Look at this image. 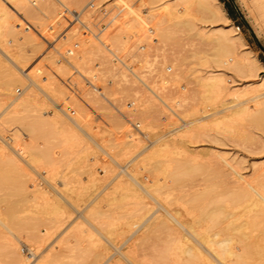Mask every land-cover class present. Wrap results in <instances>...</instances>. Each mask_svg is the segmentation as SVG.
<instances>
[{
	"label": "rangeland",
	"instance_id": "1",
	"mask_svg": "<svg viewBox=\"0 0 264 264\" xmlns=\"http://www.w3.org/2000/svg\"><path fill=\"white\" fill-rule=\"evenodd\" d=\"M84 1H85L84 2L85 3L84 4V10L85 9L90 10L93 14L95 12L96 8H93V9L87 8L86 6H87L89 1L88 0H84ZM109 1H111V0H96V4L97 5L104 4L108 8L110 6V5L108 6ZM144 1H148V0H144ZM220 1L222 2L223 7L226 9L227 14L229 15V13H228V10H229L231 15H232V16L229 15V17L231 19L230 22L231 23L233 22L232 24L238 25L239 31L241 32L242 36L244 37V39L246 41L245 48L251 49L252 50L251 53H253L256 57H258L264 64V28L258 22L256 14L249 8L248 4H249L250 0H220ZM52 2H51V6L49 8H45L44 6H43L44 10L41 8L43 12L40 9H37V11L34 12L35 14H37V12H38V14H39V15L37 14L38 17H35L38 20H36L35 18L31 19L32 17L30 18V20H28V18L26 19V17L24 16V13L22 11L17 12V14H19V13L21 14V15L20 14L17 15L20 18V20H19L20 24H17V25H15V27H13L16 30L13 29L11 31V33L14 31L12 35H11V33L5 32V34H4L5 36L2 37L4 39L1 38V41L3 42L5 40V46H7V47L10 46L9 48H12V49L16 48L15 46H17V42L19 45L21 43V46H22V47L20 46L21 48H23L25 46L24 47L25 49H23L25 51L24 55L25 56L29 55L28 56L29 58H28L27 62L25 63V65L29 66V71H30V68H32V66H33L34 71H33V69L30 71V73L33 71L31 73L33 75L39 71L38 73H40V74H38V75L35 74L34 76H36V78L39 81H41L42 84L45 85V84H47L48 81L51 82V84H52V80H53V84L52 85L50 84L51 87H49L50 85L48 84V87H46V88L49 90V89H53L52 86L55 87L53 91L49 90V92L52 95H54V97L56 95V98H58L59 101H61L60 102L61 105H64V107L69 106V107H71V111L72 110L75 111L74 110L75 106H80L82 104L81 105V109H83L82 114H81L79 107H78L77 111H79L81 116L83 118H85L84 122H87L85 124V127L89 130V132L94 134L93 136L95 137V139L100 144H102V145L104 144V146L105 145L110 146L111 143H114L115 145H117L116 142L120 141V143H121L122 139H124L126 137L132 138L133 136H135L134 133L133 134L130 133L131 131L136 132V136L134 138H132L133 141L131 140V141H129V143H127L125 145H123V144L117 145L118 147H115L113 149L114 151L111 149L113 154L116 155L115 156L116 161L111 160L107 155H105V153L102 152V150H100L99 148H97L98 146L94 142L89 141L88 138H86L80 130H78L77 128L75 130L74 129L75 126L73 124H71L70 122H68L69 125L67 126V128L68 129L70 128V132H72V134H73V132H74V134H78V133L82 134L83 136L78 134L80 139L77 138L78 136L76 137L77 139L73 138V136H72V137H70V139H69V137H67L65 139L62 138V141L64 139V142L67 139L66 142L69 141L68 143L59 142V141H61L60 138L63 136H61V137H60V135L57 136V134H55L53 131H51V134H52L51 135L49 133L50 132L49 127H48L49 132L47 135H44L43 137L38 136V138L35 139L36 138L35 135H40V134L34 133L35 135H33V134L31 135L30 133H27L26 131L28 129L26 130L24 125H26V123H28L29 120H31V119L33 120L35 118V116L38 115V113H40V111H41V113H42V111H44L45 112L44 114L50 115L54 112V109H56V107L54 104H52V101H50L43 94V92H40L39 89L34 87L32 84H30V86L32 85V88L29 87L31 90L27 89L26 93L27 94L31 93L33 96H35L34 97L35 101H37L39 99L37 101V104L36 105L35 104L29 105L27 108L26 107L25 108L20 107V110L17 112V114H18L17 117H20L21 118L20 120H22V121L19 122L18 120H16V118L13 117L15 122L10 121V120L6 121L7 123L4 122L6 119L7 120L11 119L9 117L11 115V113H9V115L8 114L6 115L7 111L10 109V106H6V105H8L10 98L12 97L11 95L13 93L14 94L21 93L23 91L22 90L23 85L21 83L20 84L15 83L16 85L14 84L13 85L14 87L12 86V90H11L12 94L7 98L3 97L5 95L2 93H4L5 90H3L4 83L2 84L1 82L2 81L4 82V80L7 79V78H5V75H6V77H8V75L4 73L5 69L3 67L0 68V71H1L0 72V103H1L0 104V116H1V119H0L1 120L0 121V146H2L4 149L3 150L2 147L0 148V214H1L0 216H1V218L3 217L2 219L5 221L7 219V216H8V214H6L7 212L5 213L6 208H8L9 213L13 214L14 212H11L14 210V209L11 210V207L14 208V205L12 203H14V202L18 203L16 206L17 210L15 209V214L19 215L17 217L19 219L24 218L25 222H28V223L30 222L31 225H33V226L36 225V223L39 221L37 223V225L34 227H35L36 231L39 230L37 234H39L41 236L40 237L41 241H39V243H38V241L35 242L33 240L34 238L33 239L28 238V236H26V232L23 230H19V232L16 233V234H18V236L20 235L19 237L22 238V240H24L26 242L29 240L27 243H29V244L31 243V246L36 245L35 247L33 246L34 247L33 253H30L28 248H27L28 252H25L24 251L25 249H23L25 246H22L21 250L23 251V253H25L27 255V260L23 264H33L36 262L37 259L40 258V255H41V257H43L44 254H46L47 252L51 253L54 251H55V253L52 254V257L55 260V261H53V264H59V263L60 264H71L72 262L74 264L75 260L74 261L72 260L73 255L76 253L75 256H77V255H79V253L78 252H72L70 250H71V248H75V247L79 248V249H77V251L82 248L81 250H83L85 252L83 254L82 259H80L81 264H104V263L105 264H121V262L120 263L118 262L120 259L122 261V264H132V263L133 264H136V263L137 264H163V263H165V264H185L184 258H186V260H187V258H188L187 254H183V253L179 254V252L170 251L171 253L169 252L168 253L169 255L167 254L166 257H167V259L171 258V260L170 259L166 260V257L164 258L165 260L160 259V258H157V256H156L157 251L161 247H163L165 245V243L166 244L170 243V242H168L170 239L172 240V238H170V237H176V236H178V234L179 235L186 234V233H184L186 230L183 231L181 228H180V230L177 228V231H175V233L169 229L167 230L168 232L166 231V233H164L167 228H164L165 229L164 231L162 230L161 219L165 217L166 218L165 221H167L168 215H166V212L162 211L163 210L162 208L165 209L167 207H168V211L169 212L171 211L170 212L171 214L176 215V216L178 215L179 219L183 220V222L185 220H187L184 222L185 226L187 228H188V226H187L188 224L191 225L194 222L192 227L189 225L190 229L186 228L187 230H191L192 228L197 227V229L199 231H204L203 227H205V224L208 223V224H206L205 230H207L209 232L210 229L208 227H211L212 232H213V228L215 230L216 226L219 225L221 227V229H223L224 227L229 228V229H224V231L227 230L225 232H228L231 236H237L238 239H239V237L241 239L243 238L245 240V242L248 241L251 243L261 244L262 246H261L260 251H258L259 252L258 254L256 253L257 251L254 252V250H253L250 253H248L245 257H246V261L248 264H254V262H255V264H258V263L264 264V252H263L264 250H262V248L264 246V238H263L264 236H262L264 234H262V233H264V232L259 234L262 236V237L260 236L261 239L258 235L257 236L255 235L256 233L258 234L259 231L260 232L262 230L264 231V221H261L260 223H258L261 225H258L257 223H255V225H253L254 226L253 229H252L253 226L246 227L247 229L245 228L243 230V234H240L239 230H237V229L235 230L234 227L232 228L231 226H234L236 223H240V221L244 222V220H242V219L246 218L245 214L248 212L247 211L248 209L247 208L245 209V207L243 208V206H236L233 208L234 212H236V214L238 215V214L243 213V212H241V210L242 211L246 210V213L245 212H244L245 214L243 213V216H245V217H243L241 215L242 217L240 216V218H238L239 222L236 220L237 222L235 221L236 223L233 222V224L227 222V220L229 221V220L233 219L232 217H229L228 219L225 218L227 223L224 222L225 219L223 217V218L218 220L219 224H218V221H215V222H217L218 225L216 224V226H215V223L214 224L212 223V225H214V227H212V226H210L211 224L209 225V222H211L209 220V218H210L209 216H208L209 218L206 216L208 218V220L206 219V217H201V218H200V216L195 217L196 215L199 214L198 209H200V208L194 207L195 205H193L189 201L190 197H188V196H191V195H189V192L196 191L199 189H203V187L205 188V186L209 182L219 181V179H220L219 177H217L215 179L212 178V181H210L211 179L208 180L209 182L206 180V179H209V177L211 178L212 176L216 177L217 174L214 172V170H216V169H214L216 167V165L220 164V167H218L219 165L217 166L218 168L216 167L220 171L223 168L225 169V170L223 169L221 171L222 174L224 172L226 173V172L230 171V173H228L226 175L227 177H230L233 174V172L231 173L230 167L228 165L227 166L229 168L227 166H224L225 163L223 161V158L225 156H226L225 158L227 160L233 162V164L235 163L234 164L235 167L238 168L237 169L238 171H241L240 173L244 177L246 176V178L251 179V180H256V181L258 179L261 180L264 177V96H260L256 99H252V100L249 99L252 96L258 95L260 93H264V87H262V86L260 87L258 85V83L260 81L259 77L264 75V68L262 67V68L258 69V71H257L258 76L257 75L251 76V75L245 74V72L239 71L233 64H231V60H230V63L225 62L226 59H231L233 57L232 54H225V55L222 54V56L221 55L220 56H221V59H223V60L222 61L217 60V58L214 56V52H216V50H215L216 44L214 43L215 41L212 40V37H214V35L216 36V34H215L216 32H214V29H216L215 27L218 24L216 22L213 23V21H211V20H207L209 15H206L204 13V14H202L204 16H202L200 13H198L196 11H193V14L191 15L192 17L190 18L191 21L195 23V26L197 28L198 27L201 29L203 28L202 30H208L209 29L211 31V37L210 38L203 40L194 34H191L193 36L189 37V35L183 36L184 34L182 35L181 33H179L173 39H168L166 42L164 41L163 45L158 46V45L152 44L151 46H149V45H147L146 41H144L145 35L147 34L145 29L149 25L153 26L155 24L156 18H155V15L153 16L154 11H152V13H151L150 10L148 11V8L145 9L142 7L140 10V13H141L140 15H142V17H143L141 19L143 22H141V23L145 22V24H143V25L141 24L142 25L141 27H143V28H141V27L138 28L135 31L136 32L135 35H134V32L131 33L132 36H129V38H131V39L127 38V41H126L124 47L120 50V53H125V54L131 53L136 49L137 43H144L146 46H145L144 51L140 53V61H141L142 67L147 66V67L153 68L152 72L154 74H153V76L151 75L149 79L150 80L153 79L155 81L150 82V85L151 84H157L158 86H160L159 84L162 81V77L165 76L166 78H168L169 81L167 83L163 84V88H164L163 94L165 93V95L167 97L171 96L170 94H173L172 92H175V95H176L180 91H184L185 89H189L188 93H189L190 99L188 102L184 103V105L183 104L173 105L174 107H176V108H174L172 106L173 103L170 102V104L172 103L171 106L174 108V110L178 109L179 112L177 110H175L176 112H178L179 114H180V112H181V114L182 113L184 114V112L188 109L189 111L192 112L191 115L189 116L190 118H192L194 115L197 116L199 114L204 115V114L211 113V115L205 117L202 120V124H203V126H201V128L203 127L202 131H199L200 128H198V129L196 128L197 131L194 132L193 130H191V129H193V125L180 126V128H179L178 125L181 123V121H180V119H178V116H176V115L174 116L175 113L172 112L170 109H169L170 110L169 111L168 108L166 107V105L162 101L160 102L159 100H157V98L153 94H151V92H149L143 86L138 85L134 80L131 81V79L127 75H126L127 76L126 79L129 82L125 81V83H127V84L130 83L131 86H130V84L128 86L124 84L126 86L125 87L123 85L124 78L122 76L121 71H119V69H117L116 65H115L116 67H114V65L111 64L110 53L106 49H104V47L101 44H99V42L96 39L93 40L94 38H92L89 34L83 32L81 29H79L78 25L72 21V18L66 12L62 13L61 12L62 9H61L59 4L55 3V1L52 4ZM72 2H73V0H72ZM70 3H69V5H70ZM61 5L63 6V4H61ZM70 6L73 9L78 8V7H74V5H72V4ZM46 9H47V11H46V13H44ZM112 10H113L112 12H114L115 8H112ZM13 12H15V11H13ZM79 12H82V11H79ZM148 12H150L151 14ZM127 13H128V11H121V12L119 11V12H116L112 15L110 14L109 15V17H110L109 22L107 24H112V22H113L114 25H116V24L119 26L127 25L125 20H126V18H129V15H130ZM145 14L147 17L145 16ZM149 17H151V18L149 19ZM203 17L204 18L206 17L205 18L206 20L202 19ZM33 20H35V21L32 22ZM25 21H27V22H25ZM117 25H116V27H117ZM111 26H110V28H111ZM7 27L8 26H6V28ZM153 27H155V26H153ZM142 30H144V31H142ZM109 31H111V29H109ZM109 31H107V32H109ZM212 32H214V33H212ZM31 35L33 37L30 39L29 37ZM133 36H135V37H133ZM136 36H138V37L136 38ZM88 38L90 40L92 38V40H93L92 44H91L90 40L88 41ZM27 41H29V43ZM36 43H38V45ZM35 44L38 47H36ZM95 44L97 46H99L100 48H103L101 51H99V53L97 51V46H95ZM35 48H37V49L35 50ZM91 48H93V49H91ZM82 50L84 51V53H82ZM88 50H90V51L93 50V51H91V54H93V55L88 54V52H89ZM86 51H88V52L85 53ZM67 52H68V54H67ZM194 52L196 54H193ZM22 54H23V51H22ZM74 55L76 58L74 57ZM0 56H1V54H0ZM71 56H72V59L74 58L75 60H77L76 64L80 65L79 67H81V70L79 69V71H78L76 64L72 65L71 62H74V59L71 60ZM185 57L187 59L188 68H191V70L195 69V71L193 74L190 75L188 80H185L186 78L180 79V81L177 83L176 80L171 79L170 74L175 72L176 70H178L180 67H182V68L186 67L184 64L179 66L180 65L179 62L181 61L182 58H185ZM1 58H2V60L4 59L1 62V64L6 63V64H4V66L5 65H11L10 63H7V60L5 58H3V56ZM68 60L71 62H69ZM65 61H68L69 64L71 65V67L66 66L67 67V68L65 67L66 70L65 69L63 70L61 68V71H60V67H63V65H65ZM107 61H108V63H107ZM28 63H29V65H28ZM178 63H179V65L177 66ZM58 64H59V66H58ZM167 65L171 66L170 71L165 70V67ZM75 66H76V68H75ZM182 68H180V69H182ZM1 69H3L4 71ZM35 69H36V72H35ZM207 69H212L216 73L221 75V78H222L221 85L223 87V92L221 95H219L220 97H218V98H214L215 94L210 93V95H208V97H207L208 101H207V98H205L204 100L202 99V101H201V97L198 96L199 95L198 92L200 90V85L196 82V78L194 77L195 76L194 74L201 73L202 71L207 70ZM94 74L97 76L93 77ZM82 75L86 76L88 78H90V76H91L90 79L95 83V85L98 88H100L102 90V91L101 90L100 91L103 93L105 92V94H104L105 97L103 94L101 95L100 92L97 91L98 89L95 90L94 88H91L90 86H88L85 83ZM40 78H41V80H40ZM110 81H112V82H110ZM23 82H24L23 84H25L27 82L29 83V80H27L26 78H23ZM184 82H186V83H184ZM60 87H63L64 90H63V88H61L62 90L59 89ZM128 87H132V88H130V90H129ZM183 87H185V88H183ZM6 88H7V85L5 84V89ZM143 89H144V92H143ZM34 90L36 91V93L38 95H36ZM178 90H179V92L177 93ZM64 95H65V97H64ZM235 96H237V97H235ZM147 97H149V100H151V101H150V103L147 104V106H145L146 103L143 102L142 100H145V101H146V99L148 100ZM221 97L224 99H227V100H229L231 98H235L233 102H237L238 103L237 106L240 109L239 114L237 113L238 115L233 117L234 120H232V121H234V122L230 126H225L222 122H220V124H218V122L221 121L222 119L217 120V124L213 120V118L217 115V114L215 115L213 113V111H215L216 108H222L223 107L221 105V101L219 100V98H221ZM56 98H54V99L57 100ZM76 99L78 100V104L77 103L75 104V102L77 101ZM130 99H134L136 101V104H135L136 107H134V108L129 107L128 102L130 101ZM71 100H76V101L73 102ZM141 102H143V104ZM203 102L204 103L206 102L207 103L206 105H208V106L204 105ZM154 103H156L157 105L156 104L154 105ZM3 104H5V105H3ZM186 104L188 107L186 106ZM203 105L206 106L204 113L199 110L200 107L202 109H204ZM144 106H145V108H147V111L150 112V116H152L150 119L145 118L147 111H144V109H145ZM116 107H118L120 110H122L124 112V114H126L127 116H129L131 113L132 116L130 115L129 117L132 119V121H134V123H136L137 121L140 122V124H137L138 125V131L135 128H133V126H131L129 124L130 122H128L127 118H125L123 116V114H121L119 111L116 110ZM24 109H26V110H24ZM36 109H38V111ZM130 109H133V110L131 111ZM4 110H5L6 119L2 117V115H4V113H2V111L4 112ZM194 110L196 111L195 112L196 114L193 113ZM25 114H27V116H25ZM218 114H220V113H218ZM82 117H81V119H82ZM13 119H11V120H13ZM174 119H177V120H174ZM2 120H3V122H2ZM120 121L124 124H120V123L116 124V122H120ZM11 122H12V124H13V122L18 123V124L12 125ZM22 122H25V123H22ZM9 125H10V127H9ZM16 127H18V128H16ZM21 127H23V128H21ZM29 127L30 126H28L26 128H29ZM176 127H177V129H176ZM198 127H200V126H198ZM173 128H175V129L172 130ZM21 129H22V131H21ZM46 130H47V128H46ZM2 131H4V132H2ZM125 131H127L128 134ZM75 132H77V133H75ZM12 133H14V134H12ZM15 133L16 134L18 133L17 140H18V143L21 145L20 146L21 150H23L25 147L29 148L31 146V142L29 140L32 138L31 136H34V138L31 139L33 146H36V147L40 146L39 148L43 149V151L46 152L45 157L43 156L44 159L43 158H40V159L37 158L38 162H39V160H40V162L39 163L37 162L38 164L37 163L34 164L37 167L36 168L37 173H36V171L33 170L32 166H29L30 164H32V162H30L29 157L27 158L28 155L25 152H24L25 155H27L26 158L30 162V164H29V162H27L29 165L27 163H25L26 160L24 159L25 157H23V155H21L22 156L21 157L20 154L18 155V153H15L14 151L11 150V148H9L7 146V144H8L7 142H9L10 144H11V142L13 143V141L9 140V137L7 138V136H8L7 134L13 135L12 137L15 138L14 137L16 135ZM129 133H130V135H129ZM171 134H172V136L175 137V141L176 140L177 141L175 143H172L173 144L172 146L170 144L167 146V150L169 148V152L166 150V147H165L164 149L166 151L164 149H162L163 153H161L162 151L160 152L161 154H163V156L162 155L159 156L160 155L159 154L156 157H152V158L147 157V159L150 158L152 160V161L149 160V162L151 161V165H152V163H154V161L156 160L155 158H158V160H160V162L162 164L166 161L165 164H163V165L167 164L168 168L171 164V166H170V168H171L172 165L176 164L177 162L183 161L182 158L185 157L186 153L188 152V148L190 147V149H191V147H192V150H194V152L192 153V156L195 158V160L199 164H201L202 167L207 166V169H205L206 172L201 171L203 173L202 174L199 171L200 175L195 176L197 180L199 179V181H200V179H201L202 181H200L199 183H198V181L195 182L196 181L195 178L191 180L192 183L190 180H185V181L181 180L179 183L176 182L178 184L174 183L175 186H171L169 188H163V192L161 191L162 193H160L158 196V198L159 197H161V198H159V199L157 198L158 199L157 202H156V200L150 198V196L146 195L142 190H137L138 192H135L131 189L124 190L123 193L125 194V199L123 198L124 200H122V199H120V200L124 201L125 203L124 202L121 203L119 198L122 197V195H124V194H122V190L119 189L121 187L119 184L120 183L119 180H123V182L128 183L129 181L126 182V180H128V177H130L131 173L132 174L134 173L133 175H135V177L137 178V181L141 180L140 183H143V184H145L144 182L147 183V181H148V183L150 181L152 182L156 178H159V181H164L163 177H161L162 175L158 174L155 177V175H156L155 173H153L151 171H147V169L150 168L151 165L149 163L150 167L149 166L147 167L148 164H146V161H148V160L145 159L146 157L145 158L141 157L144 155L146 150H145V152H142L140 154H138V153L146 145H148L151 141H153L155 138H157L159 136H161V137L163 136L162 138H166V137H170ZM131 135H133V136H131ZM187 136H188V139H186ZM180 137L185 140V143L187 141L186 145L184 143V140H182ZM70 141L72 144L70 143ZM21 142H22V144H21ZM74 142H77V143H74ZM85 142H87V143H85ZM59 143H61V144H59ZM23 145L25 147H22ZM83 145H84V147H83ZM33 146H32V148L36 149V147H33ZM38 147H37V149H39ZM105 147L110 151V149L107 146H105ZM186 147H188V148L186 149ZM45 149H48V150H45ZM204 150H205V152H204ZM86 151H87V153H86ZM182 151H184V152L182 153ZM178 152H179V154H178ZM206 152H207V154H206ZM216 152H218V153H216ZM12 155H13V157H11ZM46 156H47V158H46ZM217 156H219V157L216 159ZM133 158H134V160H133ZM210 158H212V159L210 160ZM23 159L25 160V162ZM136 159H138V160H136ZM143 159L145 160V163H144ZM47 162H48V164H51L52 169L50 168V170L51 171L53 170V172H51L49 170L48 166H46ZM137 162H138V164H137ZM213 162H214V164H213ZM142 163L146 164L147 169L145 168L144 165H143L144 169L142 168ZM256 163H258V164H256ZM11 164H14V165H11ZM18 164H20V165H18ZM53 164H55V167L53 166ZM221 165L223 168L221 167ZM49 167H50V165H49ZM91 167H93V168H91ZM108 167H109V170L107 169ZM210 168H211V170H209ZM145 169H146V171H145ZM200 169L204 170L203 168H200ZM44 170H46V171H44ZM227 170H229V171H227ZM38 171L41 174H38ZM91 172H93V173L91 174ZM118 172H119V175H118ZM127 172L128 173L130 172V173L128 174ZM209 172L211 173L209 176L203 177L205 175H208ZM125 173H127L129 176ZM213 173H215V174H213ZM142 174H144V175L142 176ZM258 174L259 175L261 174V175L259 176ZM92 176H94V177H92ZM42 177L44 179L46 178L48 180L44 181L42 179ZM222 177H223V175H222ZM255 177H257V178L255 179ZM65 180H66L65 183L67 186L65 185V183H62ZM144 180H146V181H144ZM260 180H258V181H260ZM182 181H183V183H182ZM92 183L94 184V186ZM166 183H170V181H168ZM195 183H197V184H195ZM20 184L21 185L23 184V185L21 186ZM183 184H185V185H183ZM26 185H27V187L24 190V192H22V194L18 193V191H15V190H17L16 188L25 187ZM47 185H49V186H47ZM117 186H120V187H117ZM190 186L192 187L191 189H189ZM37 188L41 191H42V189H44L46 191L45 193L43 192L45 194V196H47L49 194V197L50 196L53 197V195L55 194L54 196L56 199H54V201L52 200L51 197H50L51 199L49 198L48 200L53 201L51 205L55 206L56 208L63 205L62 207H59V208L61 210H63L62 208H64V213H63V211L62 212L59 211L58 215H57L56 212L59 209L56 210L55 207L51 206V208L52 207L55 208V210L53 212L52 211L53 208H52V210L50 207L48 208L49 203H50V202L47 203V200H46L48 196L47 197L43 196V197H45L46 201L44 199H42L43 201H41L40 197H39V199H40L39 200L37 196H39V194H41V193H39V194L37 193V192H39V190ZM55 188L57 189V192H56ZM180 188H183L184 190H182V189L180 190ZM197 188H199V189H197ZM61 189H63L62 191H65L64 192L65 196L62 194L63 192H60ZM116 189L120 190L121 195H119V193H118L119 191ZM186 189H188V190H186ZM69 190L72 193L74 192V194H75V195L73 194L72 199H71V195H68V194H70ZM114 190L117 192H115ZM220 190H221V187H218V189L216 191H220ZM67 191H68V193H67ZM169 192H171V194H168ZM185 192L187 193V195H184ZM13 193H15V196H13L14 195ZM34 193L38 194V195L36 194L37 200L34 199V201L36 200V202L38 201L40 203H38V202H37V204H36V202L34 203L32 197H31L33 194V198H34ZM59 193L62 194L61 196H64L63 199L66 198L65 200H67V201L62 200L61 196H60L61 198H59V196H58V195H60ZM137 193H140V195H141V200L139 199L140 203H139V200L137 198ZM115 194H118V195H115ZM190 194H194V193L191 192ZM67 195L70 197V200L73 202L70 203V201L68 199L69 197ZM96 196H98L100 198H98ZM117 198H118V200H117ZM178 198L180 200H178ZM186 198H189L188 201L186 200ZM60 199L62 202L65 201L64 204L61 203ZM55 201H57L56 205L54 203ZM95 201H96V203H95ZM159 201H161V202H159ZM90 202H91V204H90L91 207L95 206L97 210L100 209V211H102V214H97V217L101 218V219H99V218L98 219L100 220V222L102 220L103 226H102V224L100 225L98 222H96V221L94 222V220H93V225L95 224L94 228L95 229L99 228L98 229L99 231L96 229L99 233H97V231L93 228L91 223H90L91 224L90 225L87 220L85 221L84 218L79 216V214H78V211L79 210H85L84 208ZM137 202H138V204H136ZM169 203L171 204V206L169 205ZM190 203H191V205H188ZM205 203H204V206H205L206 210H209L214 206V205H212V206L208 207L209 202L207 201V204H205ZM40 204L41 205L43 204V205L41 206ZM58 204H62V205L58 206ZM97 204H99V205L96 206ZM176 204H177V206H176ZM39 205L41 207H39ZM74 205L77 208H74ZM102 205H104V206H102ZM161 205H164V206H162L160 208ZM152 206L154 207V210H153ZM192 206L194 208H192ZM9 207H10V210H9ZM65 207L68 211L65 210ZM91 207L88 205L87 208L90 209ZM144 207H146V209H147V207H149L148 208L149 210L147 209V212H146V209ZM87 208L85 210L86 212H87ZM195 208H198V209H195ZM74 209H76V210H74ZM185 209H186V211H185ZM190 209H192V210H190ZM193 209L198 210V211H196V213L197 212L198 213L196 214L195 211H193ZM165 210H167V209H165ZM106 211H107V213H105ZM68 212H69V214H67ZM27 213H29V214H27ZM154 213L156 216L154 215ZM66 214L68 215V217ZM106 214H109V215H106ZM151 214L154 215V217ZM157 214L161 215V216L158 215L159 219L157 217ZM59 215H60V217H58ZM100 215H102V216L106 215V216L102 217ZM149 215L152 216L151 217L152 220H151ZM191 215H192V217H191ZM21 216H24V217L21 218ZM188 216H189V218H188ZM139 218H141L142 220ZM192 218H194V219L192 220ZM75 219H78V220H75ZM155 219H157V220H155ZM189 219L191 222H189ZM223 219H224V221H221ZM103 220L105 222H103ZM140 220H141V222H140L141 224L138 223ZM168 220L170 223H173V222H171V220L169 218H168ZM128 221L131 223H129ZM153 221L155 224L153 223ZM156 221H159L161 223H158ZM165 221H163V222H165ZM195 221H197V222H195ZM220 221L223 222L222 223L223 225L221 224ZM186 222H188V223H186ZM212 222H214V221L212 220ZM1 224L2 223H0V248H1L0 249V264H7L8 263L7 260H9V257L7 254L8 248H7V245L5 246V244H6L7 240H9L10 235L12 237L11 239H15V238H13V235L8 233L6 227L1 225ZM152 224L154 226L156 224H160L161 227L159 226V228L156 229L155 227H153ZM202 225H204V226H202ZM207 225H209V226H207ZM221 225L222 226L226 225V226L222 227ZM132 226H134V227L136 226L137 228H139V230L136 227H135L136 228V230H135V228ZM255 226H258L259 228L255 227ZM218 227L216 229L217 231H218ZM220 227H219V229H220ZM69 228H71V229H69ZM194 229L197 230L196 228H194ZM143 230H146V231H143ZM254 230H257V231H254ZM84 231H86V232H84ZM169 231H171L172 233ZM224 231L222 230L223 233H224ZM248 231H249V233L251 231V233L249 235H245V234H248ZM177 232H179V233L177 235H174ZM233 233H234V235H232ZM163 234H167V235H164L166 237V239H165V237L163 238ZM150 235L153 236V240L154 239L156 240V238H157L158 242L155 240L151 241L152 238ZM251 235H254V237ZM54 237H56V238H54ZM82 237H83V239H82ZM251 237H253L254 239L253 238L251 239ZM255 237H256V240H255ZM105 238H107V239H105ZM234 239H235V237H234ZM238 239H235V242L237 244H238ZM257 239H260L259 241L260 242L262 241V243L255 242V241H258ZM15 241H16V239H15ZM114 241L115 242L118 241V242L116 244H114L115 243ZM152 242H153V244H155V243L157 244V245H152L153 247L157 246L156 248L154 247V249H153V247H151L153 249L152 251L155 252V254L153 252V255H151L152 251L150 248ZM35 243H37V244H35ZM77 243H78V245L75 246ZM79 243H82V244H79ZM83 243H84V245H83ZM39 244L41 247L39 246ZM18 246H19V244H18ZM38 246H39V248H38ZM127 246H129V247H127ZM134 247H135V249H134ZM5 248H6V251H5ZM118 248H121V249L119 250ZM123 248L125 251L123 250ZM49 250L50 251L53 250V251L49 252ZM59 250L61 253H60V256L58 259ZM121 250H123L124 252L127 251L126 252L127 255L126 254L124 255V252ZM118 251L123 252V254L118 255L119 254ZM113 252H116V254L115 253L113 254ZM54 254L57 255V259H56V255H54ZM105 254H107V255H105ZM94 255H96L97 257ZM154 255H155V257H153ZM174 255H176V256H174ZM179 255H180V257H178ZM206 255H208V254H206ZM118 256H121V257H118ZM173 256L177 257L178 259L180 258V259L178 260L176 258L177 259L176 260L173 258ZM181 256L183 258H181ZM153 258H155V260ZM198 258H200V257H196V259H198ZM227 258L228 257H226V259ZM94 259H96V260H94ZM106 259L108 261H106ZM115 259H116V261H115ZM117 259H119V260L117 261ZM182 259L184 262L181 261ZM189 259L190 258H188V260H187L188 262L190 261ZM138 260L140 261V263ZM163 260H164V262H163ZM201 260L204 261V259H202V257L199 260H197L198 264H202L199 262ZM153 261H156V263H154ZM191 261H194V263L191 262L193 264H195L197 262V261H195V259H192ZM203 261H201V262H203ZM188 262H187V264H191L190 262L189 263ZM216 262L212 261L213 264H217ZM205 264H208V262H205Z\"/></svg>",
	"mask_w": 264,
	"mask_h": 264
},
{
	"label": "bare ground",
	"instance_id": "2",
	"mask_svg": "<svg viewBox=\"0 0 264 264\" xmlns=\"http://www.w3.org/2000/svg\"><path fill=\"white\" fill-rule=\"evenodd\" d=\"M53 2L55 1V3H57L58 4V2H59V4L61 3V4H63V8H65V9H67L69 12H71L72 10H73V8L70 6L71 4L72 5H74V7H78V8H76L75 10L76 11H82V12H79L78 11V13L76 14V18L77 19H82L83 20V18H85V17H88V16H90V15H92V12L90 11V10H87V9H85L84 10V0H73V2H72V0L70 1H68V0H52ZM51 0H0V54H1V56H0V68L1 67H3L4 69H5V74H7L8 75V77H6V75H5V78H7V79H3L4 80V82L2 81L1 83L3 84L4 83V88H3V90H5L4 91V93H2V94H4L5 96H3V97H9L12 93H11V90H12V86L15 84V83H21L22 85H23V91L21 92V93H19V94H12L11 96V98H10V101H9V103H8V105H6V106H10V109L7 111V113H6V115L8 114L9 115V113H11V115L9 116L11 119H13V117L14 118H16V120H18L19 122L20 121H22V120H20L21 118L20 117H17L18 116V114H17V112L20 110V107H23V108H27L29 105H36L37 104V101L39 100H37V101H35V99H34V97L35 96H33L31 93L30 94H27L26 93V90L28 89H30V88H32V85L34 86V87H36L37 89H39V91L40 92H43V94L50 100V101H52V104H54L55 105V107H56V109H54V112L52 113V114H50V115H47V114H44L45 112L44 111H42V113H41V111H40V113H38V115H36L35 116V118L32 120H29V124L28 123H26V125H24V127H25V129L27 130L26 132L27 133H30L31 135L33 134V135H35L34 133H36V134H40V135H35V139H37L38 138V136L39 137H43L44 135H47L48 134V132H49V130H48V127L50 128V134H51V131H53L55 134H57V136L58 135H60V137L61 136H63V137H61L60 139H61V141H59V142H64V139L65 138H67V137H69V139H70V137H72L73 136V138H76L77 136H78V134H80V133H78V134H74V132H73V134H72V132H70V128L68 129L67 128V126L69 125V123L68 122H70L71 124H73L74 126H75V130H76V128L78 129V130H80L83 134H84V136L86 137V138H88V140L89 141H92V142H94L97 146V148H99L100 150H102V152H104L105 153V155H107L111 160H113V161H116V158H115V156L116 155H114L113 154V152L111 151V149L113 150L115 147H118L117 145H121V144H123V145H125V144H127V143H129V141H133V139L132 138H134L135 136H136V132H133V131H131L130 133H134L135 134V136H133V135H131V136H133L132 138L131 137H126V138H124V139H122L121 140V143H120V141L119 142H116L117 143V145H115L114 143H111V145L109 146V145H105V146H107L109 149H110V151L104 146V144L102 145V144H100L96 139H95V137L93 136L94 134L93 133H91V132H89V130L85 127V124L87 123V122H84V119L85 118H83L82 116H81V114H82V111H83V109H81V105L80 106H75V111H71V107H69V106H67V107H64V105H61V101H59V99L58 98H56V95H55V97H54V95H52L50 92H49V90H54V88L55 87H53L52 86V88L53 89H47L46 87H48V84L50 85L51 84V82H47V84H42L41 83V81H39L37 78H36V76H34L35 74H40V73H38V72H36V69H35V74L33 75V74H31L33 71H34V68H33V66H32V68H30V71L33 69V71L30 73V71H29V66H27V65H25V63L27 62V60H28V56L29 55H27V56H25L24 54V50L23 49H25L24 47L23 48H21L22 46H21V43H20V45L18 44V42H17V46H15L16 48L14 49H12V48H9V47H7V46H5V40L2 42L1 41V38L3 37V36H5L4 34H5V32H8V33H11V31L13 30V29H15V28H13V27H15V25H17V24H20V18L17 16V15H19V14H17V12H19V11H22L23 13H24V16L26 17V19L28 18V20H30V18L31 19H34L35 17H38V12H37V14H35L34 12L35 11H37V9H40L41 11H42V9L44 10V7L45 8H49L50 6H51V2H52ZM68 1V2H67ZM53 2H52V4H53ZM71 2V3H70ZM69 3H70V5H69ZM40 4V5H39ZM110 5V6H109ZM44 6V7H43ZM108 8H115V9H117V10H114V12L112 13V14H114V13H116V12H121V11H128V13L127 14H130L129 15V18H126V20H125V22H126V24L127 25H125V26H119V25H117V27H116V25H114L113 24V22H112V24H106L107 25V27L105 28V30L103 31V33L101 34V36H96V40L99 42V44H101L103 47H104V49H106L109 53H110V55H111V57H110V61H111V64H113L114 65V67H116L117 65H116V62L114 61V59H113V56L114 55H118L119 53H120V50L124 47V45H125V43H126V41H127V38H129V36H132L131 35V33L132 32H134V35H135V31L138 29V28H140L143 24H145V22L144 23H141V22H143L141 19L143 18L142 17V15H140L141 13H140V10H141V8L143 7V8H148V11L150 10L151 11V13H152V11H154L153 12V16L155 15V18H156V21H155V24L153 25V26H155V27H153V26H151V27H153V29H154V33L152 34V35H149V34H146L145 35V40L144 41H146V43H147V45H149V46H151L152 44L153 45H163V42L165 41H167L168 39H173L174 37H176V35L177 34H179V33H181L183 36H185V35H189V37L190 36H193V35H191V34H194V35H196L197 37H199L200 39H207V38H210L211 37V31L209 30H202L201 28H197L196 26H195V23L194 22H192L191 21V15L193 14V11H196V12H198V13H200L201 15L202 14H206V15H209V17L207 18V20H211V21H213V23L214 22H216L218 25V27L216 26L215 28L216 29H214V32H216L215 34H216V36L214 35V37H212V40L213 41H215L214 43L216 44L215 45V50H216V52H214V56L217 58V60H219V61H222L223 59H221V56H222V54H232L233 55V57L231 58V59H226L225 60V62L226 63H230V60H231V64H233L239 71H242V72H245V74H247V75H251V76H258V69L259 68H264V64H263V62L258 58V57H256L253 53H251L252 52V50L251 49H246L245 48V44H246V41H245V39H244V37L242 36V34H241V32L239 31V27H238V25H236V24H232L231 22H230V17H229V15L227 14V11H226V9L223 7V5H222V2L220 1V0H148V1H144V0H111V1H109V3H108ZM248 6H249V8L256 14V16H257V19H258V22L260 23V25H262V27L264 28V0H250L249 1V4H248ZM105 7L107 8V6L105 5ZM42 8V9H41ZM54 8V7H53ZM14 9V10H13ZM39 10V11H40ZM13 11H15V12H13ZM46 11H47V9L45 10V12L44 13H46ZM147 11V10H146ZM43 12V11H42ZM43 13V14H44ZM72 13V12H71ZM82 13V14H81ZM148 13H150V12H148ZM150 13V14H151ZM111 14V15H112ZM21 15V14H20ZM35 15V16H34ZM37 15V16H36ZM34 16V17H33ZM145 16H146V14H145ZM152 16V15H151ZM202 16H204V15H202ZM23 17V16H22ZM75 17V16H74ZM147 17V16H146ZM151 17H149V19H150ZM206 18V17H205ZM204 17L202 18V19H205ZM210 18V19H209ZM22 19V18H21ZM36 20H38L37 18H35ZM153 19V18H152ZM206 20V19H205ZM35 20H33L32 22H34ZM145 21V20H144ZM25 22H27V21H25ZM37 22V21H36ZM229 22V23H228ZM142 24V25H141ZM112 25V26H111ZM6 26H8L7 28H6ZM110 26H111V28H110ZM145 26V25H144ZM116 27V28H115ZM141 28H143V27H141ZM77 29V28H76ZM109 29H111V31H109ZM16 30V29H15ZM216 30V31H215ZM107 31H109V32H107ZM142 31H144V30H142ZM14 32V31H13ZM13 32L11 33V35L13 34ZM210 32V33H209ZM214 32H212V33H214ZM142 33V32H141ZM145 33V32H144ZM29 34V33H28ZM143 34V33H142ZM70 35V34H69ZM68 35V36H69ZM144 35V34H143ZM29 37V36H28ZM33 36L31 35L29 38L31 39ZM133 37H135V36H133ZM138 36H136V38H137ZM93 38V37H92ZM92 38H91V40L88 38V41L90 40V42H91V44H92V41L93 40H95V38L92 40ZM186 38V37H185ZM2 39H4V38H2ZM129 39H131V38H129ZM30 41V40H29ZM29 41H27L28 43H29ZM7 42V41H6ZM24 42V41H23ZM33 42V41H32ZM12 43V42H11ZM132 43V42H131ZM130 43V44H131ZM37 45H38V43H36ZM35 44V45H36ZM9 45V44H8ZM36 45V47H38ZM21 46V47H20ZM30 46V45H29ZM95 46H97L96 44H95ZM128 46V45H127ZM56 47V46H55ZM156 47V46H155ZM85 48V47H84ZM30 49V48H29ZM37 48H35V50H36ZM67 49V48H66ZM91 49H93V48H91ZM103 48H100L99 46H97V51H98V53H99V51H101ZM158 49V48H157ZM161 49V48H160ZM23 51V54H22V51ZM28 50V49H27ZM26 50V51H27ZM40 50V49H39ZM70 51V50H69ZM72 51V50H71ZM89 51V52H88ZM88 51H86L85 53H87L88 52V54H91V51H93V50H88ZM96 51V50H95ZM124 51V50H123ZM162 51V50H161ZM70 53V52H69ZM82 53H84V51L82 50ZM94 53V52H93ZM97 53V54H98ZM67 54H68V52H67ZM121 54H125V53H121ZM193 54H196L195 52L193 53ZM82 55V54H81ZM91 55H93V54H91ZM96 55V54H95ZM221 55V56H220ZM3 56V58H5L6 60H7V63H10L11 65H5L4 66V64H6V63H2L1 64V62L4 60H2V57ZM106 56V55H105ZM66 57V56H65ZM74 57H75V55H74ZM67 58V57H66ZM70 58V57H69ZM76 58V57H75ZM74 59V58H73ZM72 59V56H71V60H73ZM31 60V59H30ZM82 60V59H81ZM91 60V59H90ZM69 61V60H68ZM65 61V65H63V67H60V71H61V68L64 70L65 69V67L66 66H70L71 67V65L69 64V62H71V61ZM100 61V60H99ZM83 62V61H82ZM105 62V61H104ZM53 63V62H52ZM72 63V65H75L76 63H77V60H75L74 59V62H71ZM85 63V62H84ZM107 63H108V61H107ZM179 63H180V65H179ZM178 64H177V66L179 65V66H181V65H185L186 67H180V68H182V69H178V70H176L175 72H173V73H171L170 74V77H171V79H173V80H176V82L178 83L179 81H180V79H185V80H188V78L190 77V75L191 74H193L194 73V71H195V69H192L191 70V68H188V63H187V59H186V57L185 58H182L181 59V61L179 62ZM56 64V63H55ZM28 65H29V63H28ZM116 65V66H115ZM58 66H59V64H58ZM76 66H77V68H78V71H79V69L81 70V67H79L80 65L78 64H76ZM76 66H75V68H76ZM171 68V66L170 65H167L166 67H165V70L167 69V68ZM59 68V67H58ZM67 68V67H66ZM148 68H150V67H148ZM178 68V67H177ZM117 69H119V71H121V73H122V76H123V78H124V80H123V85L125 84V85H129V84H127V83H125V81H127V82H129L127 79H126V77L128 76L127 75V72L124 70V68H120V67H117ZM1 70H3V69H1ZM66 70V69H65ZM71 70V69H70ZM4 71V70H3ZM1 72V71H0ZM59 72V71H58ZM82 73V72H81ZM3 74V73H2ZM127 75V76H126ZM195 76V78H196V82L200 85V90H199V95L198 96H200L201 97V101H202V99L204 100L205 98H207L208 97V95H210V93H213V94H215L214 95V98H218V97H220L219 95H221L222 94V92H223V87H222V85H221V80H222V78H221V75L220 74H218V73H216L214 70H212V69H207V70H204V71H202L201 73H198V74H194ZM94 76H97V75H94ZM23 78H26L27 80H29V83L27 84V83H25V84H23L24 82H23ZM90 78H91V76H90ZM260 78V81H259V83H258V85L261 87H264V75H262V76H260L259 77ZM126 79V80H125ZM40 80H41V78H40ZM133 79H131V81H132ZM160 80V79H159ZM55 81V80H54ZM130 81V82H131ZM152 81H155V80H153V79H151V80H144V88L147 86V89H149L150 91L149 92H151V94H153L156 98H157V100H159L160 102L162 101L165 105H166V107L168 108V110L170 109L172 112H174L173 114H174V116L176 115V116H178V119H180V121H181V123L178 125V127L180 128V126H188V125H193V129H191V130H193L194 132L195 131H197L196 130V128L198 129V128H200V130L199 131H202V129H203V127L201 128V126H203V124H202V120L205 118V117H207V116H209V115H211V113H208V114H204V115H197V116H193L192 118H190L189 116L191 115V111H189L188 109L184 112V114L182 113L181 114V112H180V114L178 113L179 111H178V109H175V110H177L178 112H176L175 110H174V108H176V107H174L173 105H179V104H183L184 105V103H186V102H188L189 101V99H190V97H189V89H185L184 91H180L179 92V90L177 91V93L178 94H176L175 95V92H172L173 94H170L171 96H169V97H167L166 95H165V93L163 94V84H165V83H167L169 80H168V78H166L165 76H163L162 77V81L160 82V86H158L157 84H151L150 85V82H152ZM83 82V81H82ZM109 82V81H108ZM119 82V81H118ZM184 83H186V82H184ZM5 84L7 85V88L5 89ZM30 84H32L31 86H30ZM52 84H53V80H52ZM51 84V85H52ZM97 84V83H96ZM16 85V84H15ZM51 85L49 86V87H51ZM101 85V84H100ZM124 85V86H125ZM139 85V84H138ZM182 85V84H181ZM130 86H131V84H130ZM14 87V86H13ZM21 87V86H20ZM30 87V88H29ZM107 87V86H106ZM126 87V86H125ZM61 88H63V87H60L59 89H61ZM95 88L96 89H98V87H96L95 86ZM102 88V87H101ZM129 88V90H130V88H132V87H128ZM183 88H185V87H183ZM103 89V88H102ZM106 89V88H105ZM111 89V88H110ZM31 90V89H30ZM62 90V89H61ZM63 90H64V88H63ZM66 90V89H65ZM101 89L99 88L98 89V91L100 92V94L102 95H104L105 94V92L103 93V92H101L100 91ZM107 90V89H106ZM35 91V90H34ZM38 91V92H39ZM112 91V90H111ZM107 92V91H106ZM110 92V91H109ZM121 92V91H120ZM143 92H144V89H143ZM35 93H36V91H35ZM108 93V92H107ZM106 93V94H107ZM113 93V92H112ZM54 94V93H53ZM98 94V93H97ZM36 95H38L37 93H36ZM67 95V94H66ZM173 95V96H172ZM128 96V95H127ZM260 96H264V93H260V94H258V95H255V96H252V97H250L249 99H256V98H258V97H260ZM64 97H65V95H64ZM104 97H105V95H104ZM199 97V98H200ZM212 97V96H211ZM235 97H237V96H235ZM39 98V97H38ZM54 98H56L57 100H55ZM148 98V100L146 99V101L145 100H142L143 102H145L146 104H145V106H147V104L148 103H150V101L151 100H149V97H147ZM9 99V98H8ZM75 99V98H74ZM234 99L235 98H231V99H229V100H227V99H224V98H219V100L221 101V105L223 106L222 108H216L215 109V111H213V113L216 115L214 118H213V120L216 122V124H217V120H221V121H219L218 122V124H220V122H222L225 126H230V125H232V123L234 122V121H232V120H234V116H236V115H238L239 114V108H238V106H237V102H233L234 101ZM2 100V99H1ZM70 100V99H69ZM77 100V99H76ZM76 100H71V101H76ZM131 100V99H130ZM207 101H208V98H207ZM59 102V103H58ZM80 102V101H79ZM143 102H141L142 104H143ZM170 102H172L171 104H172V106L174 107H172L171 106V104H170ZM232 102V103H231ZM44 103V102H43ZM78 104V100L75 102V104ZM122 103V102H121ZM204 103V102H203ZM1 104V103H0ZM139 104V103H138ZM137 104V105H138ZM156 103H154V105H155ZM188 104V103H187ZM187 104H186V106H187ZM207 103L205 102L204 103V105H206ZM3 105H5V104H3ZM157 105V104H156ZM203 105V106H204ZM38 106V105H37ZM46 106V105H45ZM84 106V105H83ZM145 106H144V108H145ZM206 106H208V105H206ZM206 106H204V109H202L201 107H200V111L201 112H203L204 113V110H205V107ZM77 107V108H76ZM78 107H79V109H80V111H81V114L79 113V111H77V109H78ZM130 107V106H129ZM136 107V106H135ZM179 107V106H178ZM188 107V106H187ZM36 108V107H35ZM83 108V107H82ZM7 109V108H6ZM24 110H26V109H24ZM31 110V109H30ZM37 111H38V109H36ZM131 111L133 110V109H130ZM135 110V109H134ZM169 110V111H170ZM78 113H77V112ZM144 111H147V108H145L144 109ZM171 112V113H172ZM196 111L194 110V114H196L195 113ZM2 113H4V115H2V117L3 118H5L6 119V117H5V110H4V112L2 111ZM202 113V114H203ZM218 113H220V114H218ZM238 113V114H237ZM80 114V115H79ZM172 114V115H173ZM30 115V114H29ZM130 115H131V113H130ZM129 115V116H130ZM171 115V114H170ZM21 116V115H20ZM25 116H27V114H25ZM132 116V115H131ZM81 117H82V119H81ZM152 116H150V112H146V117L145 118H148V119H150ZM189 117V118H188ZM0 119H1V116H0ZM11 119H6L4 122H6V121H14L15 122V120L13 119V120H11ZM131 119V118H130ZM4 120V119H3ZM3 120H2V122H3ZM82 120V121H81ZM108 120V119H107ZM174 120H177V119H174ZM1 121V120H0ZM86 121V120H85ZM122 121V120H121ZM116 122V124L118 123H120V124H124V123H122V122ZM131 121H132V119H131ZM259 121V120H258ZM13 122V124H18V123H14ZM84 122V123H83ZM7 123V122H6ZM9 123V122H8ZM22 123H25V122H22ZM221 123V124H222ZM11 124H12V122H11ZM12 124V125H13ZM136 124H140V122L139 121H137L136 122ZM7 125V124H6ZM20 125V124H19ZM30 126L29 128H26V127H28V126ZM15 126V125H14ZM21 126V125H20ZM88 126V125H87ZM123 126V125H122ZM126 126V125H125ZM124 126V127H125ZM198 126H200V127H198ZM9 127H10V125H9ZM13 127V126H12ZM11 127V128H12ZM16 128H18V127H16ZM21 128H23V127H21ZM46 128H47V130H46ZM89 128V127H88ZM129 128V127H128ZM73 129V130H74ZM90 129V128H89ZM131 129V128H130ZM175 128H173L172 130H174ZM176 129H177V127H176ZM24 130V129H23ZM46 130V131H45ZM77 130V131H78ZM100 130V129H99ZM171 130V131H172ZM6 131V130H5ZM21 131H22V129H21ZM170 131V132H171ZM2 132H4V131H2ZM79 132V131H78ZM125 132H127V131H125ZM173 132V131H172ZM46 133V134H45ZM75 133H77V132H75ZM107 133V132H106ZM130 133H129V135H130ZM12 134H14V133H12ZM16 134V133H15ZM26 134V133H25ZM29 134V135H30ZM49 134V135H50ZM127 134H128V132H127ZM138 134V133H137ZM197 134V133H196ZM200 134V133H199ZM8 136H7V138L9 137V140H11V141H13V143L11 142V144L9 143V142H7L8 144H7V146L9 147V148H11V150L12 151H14L15 153H18V155L20 154V156L21 155H23V157H25L24 159L26 160V162H25V160H24V162L25 163H27V162H29V160H30V162H32V164H30V162H29V166H32V168H33V170L34 171H36V166L34 165L35 163H37L38 162V159L37 158H43L44 159V157H45V151H43V149H40L38 146V148L39 149H37V147L36 146H33V144H32V140L31 139H33L34 138V136H31L32 138L29 140L30 142H31V146L29 147V148H27V147H25L24 145L22 146V147H25L23 150H21V145L18 143V140H17V136H18V133L14 136L15 138H13L12 136L13 135H9V134H7ZM52 135V134H51ZM80 135H82V134H80ZM139 135V134H138ZM137 135V136H138ZM83 136V135H82ZM171 136H172V134H171ZM166 137V138H162L161 136H159V137H157V138H155L153 141H151L148 145H146L141 151H139V153L138 154H140V153H142V152H145V150H146V152L144 153V155L143 156H141L142 158H145V159H147V157H156V156H158L159 154V156H163V154H161V153H163V151H162V149H164L165 147H166V150H167V146L170 144L171 146L173 145L172 143H175L176 141H175V137L174 136H172V137ZM49 137V136H48ZM81 137V136H80ZM47 138V137H46ZM53 138V137H52ZM62 138H64L63 139V141H62ZM77 138H79V136L77 137ZM76 138V139H77ZM181 138V137H180ZM5 139V138H4ZM72 139V138H71ZM80 139V138H79ZM78 139V140H79ZM182 140H184L183 138H181ZM186 139H188V136H187V138ZM7 140V139H6ZM67 140V139H66ZM66 140H65V142H66ZM77 140V141H78ZM83 140V139H82ZM180 140V139H179ZM181 140V141H182ZM104 141V140H103ZM107 141V140H106ZM109 141V140H108ZM6 142V141H5ZM64 142V143H65ZM69 141H67L66 143H68ZM111 142V141H110ZM70 143H71V141H70ZM74 143H77V142H74ZM85 143H87V142H85ZM105 143V142H104ZM184 143H185V140H184ZM186 143H187V141H186ZM186 143H185V145H186ZM21 144H22V142H21ZM59 144H61V143H59ZM72 144V143H71ZM177 144V143H176ZM175 144V145H176ZM41 145V144H40ZM69 145V144H68ZM67 145V146H68ZM181 145V144H180ZM32 146L33 147H36V149H34V148H32ZM62 146V145H61ZM73 146V145H72ZM170 146V147H171ZM2 146H0V148H1ZM70 147V146H69ZM68 147V148H69ZM83 147H84V145H83ZM189 147V146H188ZM188 147H186V149L188 148ZM67 148V149H68ZM76 148V147H75ZM79 148V147H78ZM77 148V149H78ZM174 148V147H173ZM2 149H3V147H2ZM172 149V148H171ZM194 149V148H193ZM4 150V149H3ZM45 150H48V149H45ZM92 150V149H91ZM165 150V149H164ZM165 150V151H166ZM174 150V149H173ZM196 150V149H195ZM51 151V150H50ZM71 151V150H70ZM76 151V150H75ZM97 151V150H96ZM114 151V150H113ZM162 151V152H161ZM168 152H169V148H168V150H167ZM186 151V150H185ZM209 151V150H208ZM28 155H25V153ZM82 152V151H81ZM91 152V151H90ZM161 152V153H160ZM184 151H182V153H183ZM187 152V151H186ZM194 152V150H192V147H191V149H190V147L188 148V152L186 153V155H185V157L184 158H182L183 159V161H181V162H177L176 164H174V165H172V167L170 168V166H171V164H170V166H169V168H168V166H167V164L166 165H163V164H165V162L162 164L161 162H160V160H158V158H155L156 160L154 161V163H152V165H151V159L149 158V159H147L148 161H146V164H148L147 165V167L149 166L150 167V165H151V167L150 168H146V164H143L142 163V168H143V165L145 166V168L147 169V171H151V172H153V173H155L156 175H155V177L158 175V174H160V175H162L161 177H163V179H164V181H159V178H156L154 181H150L149 183H148V181H147V183L146 182H144L145 184H143V183H140V181H137V178L135 177V175H133L132 173H131V175H130V177H128V180H126V182H128V183H125V182H123V180H119V184H120V186H117V187H120L119 189H121L122 190V194H124L123 192H124V190H129V189H131V190H133V191H135V192H138L137 190H142L146 195H148V196H150V198H152V199H154V200H156V202L158 201V199L159 198H161V197H159L158 198V196H159V194L160 193H162L163 192V188H169V187H171V186H175L174 185V183L175 184H178L181 180H183V181H185V180H192V179H196V177L195 176H199L200 174H199V171L201 172V171H205V169H207V166L206 167H202V165L201 164H199L196 160H195V158L192 156V153ZM202 152V151H201ZM204 152H205V150H204ZM9 153V152H8ZM23 153V154H22ZM86 153H87V151H86ZM165 153V152H164ZM211 153V152H210ZM216 153H218V152H216ZM220 153V152H219ZM65 154V153H64ZM173 154V153H172ZM178 154H179V152H178ZM206 154H207V152H206ZM205 154V155H206ZM214 154V153H213ZM222 154V153H221ZM10 155V154H9ZM47 155V154H46ZM49 155V154H48ZM97 155V154H96ZM201 155V154H200ZM216 155V154H215ZM26 156H27V158L29 157V160H27V158H26ZM37 156V157H36ZM44 156V157H43ZM138 156V155H137ZM213 156V155H212ZM11 157H13V155L11 156ZM22 157V156H21ZM20 157V158H21ZM136 157V156H135ZM134 157V158H135ZM178 157V156H177ZM219 156H217L216 157V159L218 158ZM224 157V156H223ZM226 157V156H225ZM223 158V161H224V163H225V165L224 166H229L230 167V170H231V173L233 172V174L230 176V177H227L226 175L228 174V173H230V171L229 170H227V171H229V172H224L223 174H222V170L224 169L223 167H222V165H221V167L223 168V169H221V171L219 170V169H217L218 167H220V164H218V165H216V167L214 168V169H216V170H214V172L217 174L216 175V177H214V176H212L211 178L209 177V179H206L207 181L208 180H210V181H212V178H217V177H219L220 179H219V181H215V182H207L208 184L205 186V188L203 187V189H199V188H197V189H199V190H196V191H191V192H193L194 194H190L191 192H189V195H191V196H188V197H190V199L189 198H186V200L188 201V199H189V201L193 204V205H195L194 207H199L200 209H198V208H195V209H198V210H195V209H193V211H195V213H196V211H198L199 212V214L198 215H196L195 217H198V216H200V218L201 217H208L209 218V220L211 221V222H209V225L210 226H212V227H214V225H212V223L214 224L215 223V226H216V224H217V222H215V221H218L219 219H221V218H223L224 217V219L226 218V219H228L229 217H232L233 219H231V220H227V222H229V223H232L233 224V222H235L236 220L238 221V218H240V216L242 215L243 216V213L245 212L246 213V210L244 211H242L241 209V212H243V213H241V214H236V212H234V210H233V208L234 207H236V206H243V208L245 207V209L247 208L248 210V212L245 214L246 215V218L245 219H242V220H244V222H241L240 221V223H236L234 226H231L232 228L234 227V229L236 230H239V232H240V234H243V230L246 228V227H249V226H253V225H255V223H260L261 221H264V177L260 180V179H258V180H260V181H256V180H251V179H248V178H246V176L244 177L240 172L241 171H238L237 169L238 168H236L235 167V163L233 164V162H231V161H229V160H227L226 158ZM46 158H47V156H46ZM134 158H133V160H134ZM139 158V157H138ZM213 158V157H212ZM212 158H210V160L212 159ZM50 159V158H49ZM95 159V158H94ZM162 159V158H161ZM173 159V158H172ZM200 159V158H199ZM215 159V158H214ZM222 159V158H221ZM17 160V159H16ZM132 160V159H131ZM136 160H138V159H136ZM144 160V159H143ZM149 160H151L150 162H149ZM163 160V159H162ZM209 160V159H208ZM220 160V159H219ZM8 161V160H7ZM18 161V160H17ZM44 161V160H43ZM39 162H40V160H39ZM38 162V163H39ZM76 162V161H75ZM110 162V161H109ZM134 162V161H133ZM136 162V161H135ZM148 162V163H147ZM168 162V161H167ZM207 162V161H206ZM210 162V161H209ZM19 163V162H18ZM37 163V164H38ZM50 163V162H49ZM95 163V162H94ZM131 163V162H130ZM141 163V162H140ZM144 163H145V160H144ZM149 163H150V165H149ZM223 163V164H224ZM137 164H138V162H137ZM207 164V163H206ZM212 164V163H211ZM213 164H214V162H213ZM216 164V163H215ZM256 164H258V163H256ZM11 165H14V164H11ZM18 165H20V164H18ZM49 165H50V167H49ZM92 165V164H91ZM134 165V164H133ZM169 165V164H168ZM254 165V164H253ZM46 166H48V168H49V170H50V168H51V164H48V162H47V165ZM53 166L55 167V164H53ZM135 166V165H134ZM204 166V165H203ZM227 166V167H228ZM94 167V166H93ZM93 167H91V168H93ZM228 167V168H229ZM238 167V166H237ZM253 167V166H252ZM23 168V167H22ZM200 168H203L204 170H201ZM52 169V168H51ZM96 169V168H95ZM106 169V168H105ZM108 170H109V167L107 168ZM144 169V168H143ZM142 169V170H143ZM146 169H145V171H146ZM200 169V170H199ZM71 170V169H70ZM209 170H211V168L209 169ZM225 170V169H224ZM14 171V170H13ZM22 171V170H21ZM26 171V170H25ZM28 171V170H27ZM44 171H46V170H44ZM51 171V170H50ZM141 171V170H140ZM259 171V170H258ZM257 171V172H258ZM51 172H53V170L51 171ZM50 172V173H51ZM206 172V171H205ZM208 172V171H207ZM211 172V171H210ZM209 172V174L208 175H205V176H203V177H206V176H209L211 173ZM23 173V172H22ZM36 173H37V171H36ZM86 173V172H85ZM89 173V172H88ZM93 172H91V174H92ZM128 173V172H127ZM127 173H125V174H127ZM130 173V172H129ZM128 173V174H129ZM142 173V172H141ZM150 173V172H149ZM196 173V174H195ZM202 173V172H201ZM215 173H213V174H215ZM252 173V172H251ZM28 174V173H27ZM38 174H41L39 171H38ZM127 174V175H128ZM152 174V173H151ZM195 174V175H194ZM203 174V173H202ZM225 174V175H224ZM45 175V174H44ZM118 175H119V172H118ZM133 175V176H132ZM144 174H142V176H143ZM222 175H223V177H222ZM259 175V174H258ZM261 175V174H260ZM259 175V176H260ZM14 176V175H13ZM25 176V175H24ZM81 176V175H80ZM124 176V175H123ZM129 176V175H128ZM229 176V175H228ZM251 176V175H250ZM45 177V176H44ZM53 177V176H52ZM92 177H94V176H92ZM119 177V176H118ZM147 177V176H146ZM160 177V176H159ZM202 177V178H203ZM12 178V177H11ZM75 178V177H74ZM125 178V177H124ZM141 178V177H140ZM208 178V177H207ZM257 177H255V179H256ZM42 179L45 181V180H48V179H44L43 177H42ZM77 179V178H76ZM204 179V178H203ZM26 180V179H25ZM125 180V179H124ZM152 180V179H151ZM205 180V179H204ZM203 180V181H204ZM221 180V181H220ZM144 181H146V180H144ZM168 181H170V183H166V182H168ZM183 181H182V183H183ZM198 181V183L200 182V181H202L201 179H200V181H199V179L197 180L196 179V181L195 182H197ZM23 182V181H22ZM48 182V181H47ZM66 182V180L64 181V182H62V183H65ZM79 182V181H78ZM176 182H178V183H176ZM187 182V181H186ZM206 182V181H205ZM30 183V182H29ZM50 183V182H49ZM111 183V182H110ZM189 183V182H188ZM187 183V184H188ZM191 183H192V181H191ZM32 184V183H31ZM93 184V183H92ZM195 184H197V183H195ZM201 184V183H200ZM21 185V184H20ZM19 185V186H20ZM23 185V184H22ZM21 185V186H22ZM25 185V184H24ZM28 185V184H27ZM27 185L25 186V187H19V188H16L17 190H15V191H18V193H20V194H22V192H24V190L26 189V187H27ZM61 185V184H60ZM65 185H66V183H65ZM96 185V184H95ZM115 185V184H114ZM183 185H185V184H183ZM190 185V184H189ZM47 186H49V185H47ZM67 186V185H66ZM92 186V185H91ZM93 186H94V184H93ZM113 186V185H112ZM111 186V187H112ZM116 186V185H115ZM187 186V185H186ZM194 186V185H193ZM201 186V185H200ZM199 186V187H200ZM16 187V186H15ZM18 187V186H17ZM107 187V186H106ZM195 187V186H194ZM218 187H221V190L220 191H216L217 189H218ZM54 188V187H53ZM61 188V187H60ZM68 188V187H67ZM114 188V187H113ZM192 187L190 186V188L189 189H191ZM7 189V188H6ZM38 189V188H37ZM47 189V188H46ZM56 189V188H55ZM184 190L183 188H180V190ZM28 190V189H27ZM39 190V189H38ZM44 189H42V191L41 190H39V192H37L38 194L39 193H41V194H39V196H37L35 193H34V198H33V194H32V199H33V201H34V199H36L37 200V197H38V199H39V197L41 198V201H43L42 199H44L45 200V197H47V203L48 202H50L49 203V206H48V208L50 207L51 208V206H53V205H51L52 204V202L54 201V199H56L55 198V194L53 195V197H51L52 198V200L53 201H49L48 199L50 198L49 197V194L47 195V196H45V190L43 191ZM54 190V189H53ZM59 190V189H58ZM63 189H61L60 190V192H63L62 194L64 195V192L65 191H62ZM65 190V189H64ZM102 190V189H101ZM116 190H118V189H116ZM167 190V189H166ZM179 190V191H180ZM186 190H188V189H186ZM223 190V191H222ZM50 191V190H49ZM70 191V190H69ZM88 191V190H87ZM115 191V190H114ZM119 192V195H121L120 194V190H118ZM162 191V192H161ZM177 191V190H176ZM44 192V193H43ZM56 192H57V189H56ZM93 192V191H92ZM115 192H117V191H115ZM182 192V191H181ZM67 193H68V191H67ZM94 193V192H93ZM92 193V194H93ZM99 193V192H98ZM166 193V192H165ZM186 193V192H185ZM184 193V195H187V193L185 194ZM14 195L13 196H15V193H13ZM24 194V193H23ZM44 194V195H43ZM57 194V193H56ZM60 194V193H59ZM62 194H60V195H58L59 196V198H61L62 200H65V199H63L64 198V196H61ZM73 194H74V192L72 193L71 191H70V194H68V195H71V199H72V196H73ZM95 194V193H94ZM93 194V195H94ZM107 194V193H106ZM168 194H171V192H169ZM67 195V196H68ZM75 195V194H74ZM108 195V194H107ZM115 195H118V194H115ZM145 195V196H146ZM29 196V195H28ZM37 196V197H36ZM43 196H45V197H43ZM61 196V197H60ZM95 196V195H94ZM124 196V197H123ZM168 196V195H167ZM183 196V195H182ZM43 197V198H42ZM69 197V196H68ZM77 197V196H76ZM91 197V196H90ZM96 197H98V196H96ZM95 197V198H96ZM102 197V196H101ZM134 197V196H133ZM27 198V197H26ZM50 198V199H51ZM98 198H100V197H98ZM119 198V197H118ZM118 198H117V200H118ZM125 199V194L124 195H122V197H120L119 198V200L120 199H122V200H124ZM137 198H138V200L140 199L141 200V195H140V193H137ZM145 198V197H144ZM158 198V199H157ZM165 198V197H164ZM171 198V197H170ZM176 198V197H175ZM174 198V199H175ZM225 198V199H224ZM29 199V198H28ZM31 199V198H30ZM31 199V200H32ZM61 199H60V201H61ZM69 199V201H70V203L71 202H73V201H71L70 200V197L68 198ZM77 199V198H76ZM110 199V198H109ZM36 200L34 201V203L36 202ZM40 200V199H39ZM45 200V201H46ZM140 200H139V203H140ZM178 200H180L179 198H178ZM44 201V202H45ZM65 201H67V200H65ZM64 201V202H65ZM100 201V200H99ZM121 201V200H120ZM176 201V200H175ZM207 201L209 202L208 203V207H210V206H212V205H214L211 209H209L208 207V209L209 210H206L205 209V206H204V203L205 204H207ZM221 201V202H220ZM38 202V201H37ZM37 202H36V204H37ZM64 202H62L61 201V203L62 204H64ZM92 202V201H91ZM91 202L90 203H88V205L91 207ZM124 201H121V203H123ZM155 202V201H154ZM159 202H161V201H159ZM171 202V201H170ZM182 202V201H181ZM184 202V201H183ZM211 202V203H210ZM223 202V203H222ZM8 203V202H7ZM27 203V202H26ZM38 203H40V202H38ZM42 203V202H41ZM55 203V205L57 204V201H55L54 202ZM95 203H96V201H95ZM106 203V202H105ZM117 203V202H116ZM125 203V202H124ZM179 203V202H178ZM191 203L190 204H188V205H191ZM214 203V204H213ZM13 205H14V208H12L10 205V207H11V210H13V211H11V212H14L13 214L12 213H9L8 212V208H6V210H5V213L6 214H8V216H7V219L4 221L2 218H1V216H0V223H2L1 225H3V226H5L6 227V229H7V231H8V233H10V234H12L13 235V238H15L16 239V241H15V239H11L12 237H11V235H10V237H9V240H7V242H6V244H5V246L7 245V248H8V250H7V254H8V257H9V260H7V264H23V263H25V261L27 260V255L25 254V253H23V251L21 250L22 249V246H27V248L29 249V251H30V253H33L34 252V247L36 246H34V245H32L31 246V243L29 244V243H27L26 241H24V240H22V238H20L19 236H18V234H16L17 232H19V230H23V231H25L26 232V236H28V238H31V239H33L35 242H37L38 241V243H39V241H41V236L39 235V234H37L38 233V231H36L35 230V227L34 226H36L37 225V223L39 222H37L36 223V225H31V223L29 222H25V220H24V216H21V218H23V219H19L17 216H19V215H16L15 214V209L17 210V204L18 203H12ZM11 204V205H12ZM62 204H58V206L59 205H62ZM102 204V203H101ZM107 204V203H106ZM136 204H138V202L136 203ZM162 204V203H161ZM175 204V203H174ZM185 204V203H184ZM211 204V205H210ZM41 205V204H40ZM39 205V207H41ZM71 205V204H70ZM78 205V204H77ZM88 205H86V207L84 208L85 210H86V208L88 207ZM99 204H97L96 206H98ZM108 205V204H107ZM165 205V204H164ZM164 205H161L160 206V208L162 207V206H164ZM169 205L171 206V204L169 203ZM63 206V205H62ZM62 206H59V207H62ZM66 206V205H65ZM102 206H104V205H102ZM159 206V205H158ZM168 206V205H167ZM176 206H177V204H176ZM10 207H9V210H10ZM16 207V208H15ZM38 207V208H39ZM53 207H55V206H53ZM52 207V208H53ZM56 208V210L57 209H59L56 213H57V215H58V212L60 211V212H62L63 211V213H64V208H62L63 210H61L60 208ZM107 207V206H106ZM166 207V206H165ZM193 206H192V208H194ZM37 208V207H36ZM47 208V209H48ZM52 208H51V210H52ZM55 208H53V212H54V210H55ZM74 208H77L75 205H74ZM145 209H146V207H144ZM149 207H147V209H148ZM152 208H153V210H154V207L152 206ZM242 208V209H243ZM41 209V208H40ZM147 209H146V212H147ZM163 210L162 211H164V212H166V215H168L167 216V221H165L166 220V218L164 219V218H160L161 219V222H159V221H156V222H158V223H161L162 224V227L160 226V224H156L155 226L153 225V227H155L156 229L157 228H159V226L162 228V230L164 231L165 229L164 228H167L166 230H165V232L164 233H166V231L169 229V230H171L172 232H174L175 233V231H177V228L180 230V228L184 231V230H186L184 233H186V234H182V235H179L178 233L179 232H177L176 234H174V235H177L178 234V236H176V237H170V238H172V240L170 239H168L169 241L168 242H170V243H165V245L163 246V247H161L158 251H157V253H156V256H157V258H160V259H164L166 256H167V254L170 252V251H172V252H179V254L180 253H183V254H187V256H188V258H190L189 260V262L191 263V262H193L194 263V261H191L192 259H195V261H197V260H199L201 257H202V259H204V261L205 262H208V264H211L212 263V261L213 262H216L217 264H248L247 263V261H246V255L248 254V253H250L251 251H253L254 250V252H256L257 254L259 253L258 251H260V249H261V244H257V243H251V242H245V240L242 238H240L239 237V239H238V237L237 236H231L228 232H225V231H227V230H225L224 231V229H229V228H225L224 226H226V225H224V226H222L223 224V222H221V221H224V219L223 220H221L220 222H221V226L222 227H224L223 229H221V227L218 225L219 224V221H218V226L220 227V229H219V227L218 226H216V229H217V227H218V231L216 230H214V228H213V232H212V228L211 227H208L209 229H210V231L208 232L207 230H205L206 229V224H208V223H206L205 224V227H203L204 228V231H199L198 229H197V227H194V228H196L197 230H195L194 228H192L191 230H187V229H190V227H189V225L190 224H188L187 226H188V228L185 226V221H187V220H185L184 222H183V220H180L179 219V216L177 215H173V214H171L169 211H168V207L167 208H165V209H167V210H165L164 208H162ZM170 209V208H169ZM3 210V209H2ZM38 210V209H37ZM65 210H67L66 209V207H65ZM74 210H76V209H74ZM78 210V209H77ZM85 210H79L78 211V214H79V216H81V217H83L84 218V220L86 221H88L89 222V224L91 223L92 224V226H93V228H94V225H93V220H94V222L96 221V222H98L100 225L102 224V220H101V222H100V220L99 219H101V218H99V217H97V214H102V211H100V209L99 210H97L96 209V207L94 206V207H91L90 209H88L87 208V212L85 211ZM134 210V209H133ZM149 210V209H148ZM190 210H192V209H190ZM68 211V210H67ZM66 211V212H67ZM131 211V210H130ZM185 211H186V209H185ZM239 211V210H238ZM52 212V213H53ZM104 212V211H103ZM180 212V211H179ZM197 212V213H198ZM240 212V211H239ZM18 213V212H17ZM48 213V212H47ZM46 213V214H47ZM105 213H107V211L105 212ZM117 213V212H116ZM163 213V212H162ZM173 213V212H172ZM176 213V212H175ZM174 213V214H175ZM196 213V214H197ZM238 213V212H237ZM15 214V215H14ZM27 214H29V213H27ZM37 214V213H36ZM49 214V213H48ZM67 214H69V212L67 213ZM66 214V215H67ZM104 214V213H103ZM1 215V214H0ZM14 215V216H13ZM61 215V214H60ZM60 215L58 216V217H60ZM72 215V214H71ZM106 215H109V214H106ZM106 215H100V216H102V217H104V216H106ZM135 215V214H134ZM133 215V216H134ZM152 215V214H151ZM154 215H155V213H154ZM154 215H152L153 217H154ZM159 214H157V217H158V219H159V216H161V215H159ZM164 215V214H163ZM165 215V216H166ZM189 215V214H188ZM16 216V217H15ZM65 216V215H64ZM63 216V217H64ZM73 216V215H72ZM78 216V215H77ZM132 216V217H133ZM150 216V215H149ZM152 216H150V218L152 217ZM156 216V215H155ZM194 216V215H193ZM241 216V217H242ZM6 217V216H5ZM62 217V216H61ZM67 217H68V215H67ZM156 217V218H157ZM178 217V218H177ZM186 217V216H185ZM191 217H192V215H191ZM206 217V219L208 220V218ZM243 217H245V216H243ZM26 218V217H25ZM71 218V217H70ZM99 218V219H98ZM115 218V217H114ZM138 218V217H137ZM168 218L171 220V222H173V223H170L169 222V220H168ZM188 218H189V216H188ZM53 219V218H52ZM130 219V218H129ZM139 219H141V218H139ZM194 218H192V220H193ZM205 219V218H204ZM226 219H225V221L224 222H226ZM75 220H78V219H75ZM133 220V219H132ZM131 220V221H132ZM142 220V219H141ZM141 220L138 222L139 224H141L140 222H141ZM151 220H152V218H151ZM155 220H157V219H155ZM201 220V219H200ZM212 220L214 221V222H212ZM42 221V220H41ZM53 221V220H52ZM138 221V220H137ZM163 221H165V222H163ZM35 222V221H34ZM71 222V221H70ZM103 222H105L104 220H103ZM129 222V221H128ZM133 222V221H132ZM169 222V223H168ZM189 222H191L190 221V219H189ZM195 222H197V221H195ZM226 222V223H227ZM239 222V221H238ZM41 223V222H40ZM78 223V222H77ZM129 223H131V222H129ZM153 223H154V221H153ZM164 223V224H163ZM186 223H188V222H186ZM225 223V224H226ZM90 224V225H91ZM113 224V223H112ZM111 224V225H112ZM155 224V223H154ZM193 224H194V222L190 225L191 227L193 226ZM203 224V223H202ZM256 224V225H257ZM263 224V223H262ZM39 225V224H38ZM97 225V224H96ZM105 225V224H104ZM209 225H207V226H209ZM258 225H261V224H258ZM71 226V225H70ZM78 226V225H77ZM102 226H103V224H102ZM144 226V225H143ZM196 226V225H195ZM202 226H204V225H202ZM52 227V226H51ZM68 227V226H67ZM96 227V226H95ZM132 227H134V226H132ZM136 227V226H135ZM134 227V228H135ZM141 227V226H140ZM230 227V226H229ZM230 227V228H231ZM255 227H258V226H255ZM48 228V227H47ZM115 228V227H114ZM137 228V227H136ZM136 228H135V230H136ZM187 228V229H186ZM207 228V229H208ZM231 228V229H232ZM251 228V227H250ZM254 228V226L252 227V229ZM259 228V227H258ZM5 229V230H6ZM46 229V228H45ZM67 229V228H66ZM69 229H71V228H69ZM95 229V228H94ZM97 230L99 229V228H96ZM95 229V230H96ZM110 229V228H109ZM113 229V228H112ZM138 230H139V228H137ZM143 229V228H142ZM208 229V230H209ZM247 229V228H246ZM251 229V230H252ZM18 230V231H17ZM47 230V229H46ZM63 230V229H62ZM96 230V231H97ZM147 230V229H146ZM146 230H143V231H146ZM161 230V231H162ZM178 230V231H179ZM222 230L224 231V233L222 232ZM259 230V229H258ZM48 231V230H47ZM99 231V230H98ZM97 231V233H99ZM106 231V230H105ZM160 231V232H161ZM162 231V232H163ZM171 231H169V232H171ZM254 231H257V230H254ZM62 232V231H61ZM84 232H86V231H84ZM168 232V231H167ZM171 232V233H172ZM223 234H222V233ZM234 232V231H233ZM246 232V231H245ZM260 232V231H259ZM258 232V234L256 233H254L256 236L258 235L259 237L261 236V235H259V234H261L262 232H264L263 230L259 233ZM40 233V232H39ZM48 233V232H47ZM66 233V232H65ZM142 233V232H141ZM150 233V232H149ZM247 233V232H246ZM250 233H251V231H250ZM249 233V231H248V234H245V235H249L250 234ZM20 234V233H19ZM51 234V233H50ZM49 234V235H50ZM61 234V233H60ZM63 234V233H62ZM102 234V233H101ZM114 234V233H113ZM116 234V233H115ZM134 234V233H133ZM253 234V233H252ZM262 234H264V233H262ZM52 235V234H51ZM104 235V234H103ZM136 235V234H135ZM145 235V234H144ZM149 235V234H148ZM152 235V234H151ZM150 235V236H151ZM164 235H167V234H163V238L165 237ZM171 235V234H170ZM232 235H234V233L232 234ZM236 235V234H235ZM58 236V235H57ZM77 236V235H76ZM142 236V235H141ZM140 236V237H141ZM149 236V237H150ZM251 236H253L254 237V235H251ZM262 236H264V235H262ZM261 236V237H262ZM59 237V236H58ZM117 237V236H116ZM133 237V236H132ZM148 237V236H147ZM168 237V236H167ZM234 237H235V239H238V244L235 242V239H234ZM253 237H251V239L253 238ZM261 237H260V239H261ZM54 238H56V237H54ZM70 238V237H69ZM135 238V237H134ZM151 238H152V240L151 241H154L153 240V236H151ZM249 238V237H248ZM264 238V237H263ZM262 238V239H263ZM82 239H83V237H82ZM93 239V238H92ZM99 239V238H98ZM105 239H107V238H105ZM148 239V238H147ZM165 239H166V237H165ZM241 239V240H240ZM254 239V238H253ZM260 239H257L258 241H255V242H259V243H262V241L260 242L259 240ZM57 240V239H56ZM88 240V239H87ZM110 240V239H109ZM117 240V239H116ZM144 240V239H143ZM164 240V239H163ZM255 240H256V237H255ZM108 241V240H107ZM146 241V240H145ZM155 241H157L158 242V240H157V238H156V240ZM76 242V241H75ZM83 242V241H82ZM110 242V241H109ZM108 242V243H109ZM115 242V241H114ZM118 242V241H117ZM117 242H115L114 244H116ZM126 242V241H125ZM41 243V242H40ZM74 243V242H73ZM85 243V242H84ZM84 243H83V245H84ZM89 243V242H88ZM148 243V242H147ZM155 243V242H154ZM18 244H19V246H18ZM35 244H37V243H35ZM79 244H82V243H79ZM136 244V243H135ZM138 244V243H137ZM142 244V243H141ZM78 245V243L75 245V246H77ZM106 245V244H105ZM152 245H157L156 243L155 244H153V242H152V244H151V246H150V248L151 247H153ZM34 246V247H33ZM39 246H40V244H39ZM39 246H38V248H39ZM107 246V245H106ZM41 247V246H40ZM48 247V246H47ZM53 247V246H52ZM127 247H129V246H127ZM141 247V246H140ZM155 248L157 247V246H154ZM154 247H153V249H154ZM85 248V247H84ZM116 248V247H115ZM114 248V249H115ZM126 248V247H125ZM138 248V247H137ZM1 249V248H0ZM77 249H79V248H71V250L70 251H72V252H78L79 253V255H77V256H75V254L73 255V258H72V260L74 261L75 260V263L74 264H81V260L80 259H82V257H83V254L85 253L83 250H78L77 251ZM119 250L121 249V248H118ZM134 249H135V247H134ZM133 249V250H134ZM152 248H151V251L153 250ZM106 250V249H105ZM123 250H124V248H123ZM123 250H121V251H123ZM132 250V249H131ZM139 250V249H138ZM137 250V251H138ZM262 250H264V246H263V248H262ZM5 251H6V248H5ZM51 251H53V250H51ZM50 250H49V252H51ZM58 251V250H57ZM120 251V252H121ZM125 251V250H124ZM123 251V252H124ZM144 251V250H143ZM119 252V251H118ZM119 252V254L118 255H120V254H123V252H121L120 253ZM127 252V251H126ZM126 252H124V255L126 254ZM153 252L154 251H152V254L151 255H153ZM264 252V251H263ZM6 253V252H5ZM42 253V252H41ZM40 253V254H41ZM44 253V252H43ZM53 253H55V251L54 252H51V253H46V254H44V256L43 257H41V255H40V258L39 259H37L36 260V262L35 263H33V264H53V261H55L54 259H53V257H52V254ZM60 250H59V254H58V259H59V256H60ZM116 254V252H113V254ZM171 253V252H170ZM72 254V253H71ZM154 254H155V252H154ZM175 254V253H174ZM206 254H208V255H206ZM255 254V253H254ZM256 254V255H257ZM54 255H56V254H54ZM62 255V254H61ZM69 255V254H68ZM105 255H107V254H105ZM112 255V254H111ZM123 255V256H124ZM127 255V254H126ZM138 255V254H137ZM140 255V254H139ZM169 255V254H168ZM171 255V254H170ZM173 255V254H172ZM75 256V257H74ZM94 256H96V255H94ZM109 256V255H108ZM122 256V255H121ZM121 256H118V257H121ZM141 256V255H140ZM174 256H176V255H174ZM173 256V258L174 259H176L177 257H174ZM97 257V256H96ZM100 257V256H99ZM110 257V256H109ZM115 257V256H114ZM117 257V258H118ZM136 257V256H135ZM138 257V256H137ZM153 257H155V255L153 256ZM172 257V256H171ZM178 257H180V255L178 256ZM185 257V256H184ZM196 257H200V258H198V259H196ZM226 257H228L227 259H226ZM103 258V257H102ZM108 258V257H107ZM111 258V257H110ZM127 258V257H126ZM125 258V259H126ZM131 258V257H130ZM181 258H183L182 256H181ZM188 258H187V260H188ZM256 258V257H255ZM56 259H57V255H56ZM123 259V258H122ZM154 260H155V258H153ZM171 260V258H168L167 259V257H166V260ZM178 259V258H177ZM176 259V260H177ZM180 259V258H179ZM178 259V260H179ZM94 260H96V259H94ZM102 260V259H101ZM119 259H117V261H118ZM128 260V259H127ZM140 260V259H139ZM138 260V261H139ZM165 260V259H164ZM164 260H163V262H164ZM186 260V258H184V261H185V264H187V261ZM83 261V260H82ZM105 261V260H104ZM106 261H108L107 259H106ZM115 261H116V259H115ZM181 261H183V259L181 260ZM183 261V262H184ZM201 261H203V260H201ZM201 261H199L200 263H204L205 264V262L203 261V262H201ZM251 261V260H250ZM256 261V260H255ZM259 261V260H258ZM119 263L121 262V264H122V261H121V259L118 261ZM147 262V261H146ZM154 263H156V261H153ZM162 262V261H161ZM160 262V263H161ZM166 262V261H165ZM179 262V261H178ZM188 262V263H189ZM92 263V262H91ZM111 263V262H110ZM116 263V262H115ZM139 263H140V261H139ZM193 263H191V264H193ZM60 264V263H59ZM71 264H73V262L71 263ZM105 264V263H104ZM133 264V263H132ZM137 264V263H136ZM163 264H165V263H163ZM195 264H198V261L195 263ZM213 264V263H212ZM254 264H255V262H254ZM259 264V263H258Z\"/></svg>",
	"mask_w": 264,
	"mask_h": 264
},
{
	"label": "built area",
	"instance_id": "3",
	"mask_svg": "<svg viewBox=\"0 0 264 264\" xmlns=\"http://www.w3.org/2000/svg\"><path fill=\"white\" fill-rule=\"evenodd\" d=\"M87 8L89 9H95V12L82 19H77L76 14L78 11L73 9L71 12H69L67 9L63 8L59 3L62 13L66 12L71 18L74 23L78 25V28L81 29L83 32L89 34L91 37L96 39V36H101L105 28L107 27V23L109 22V15L112 14L113 10L111 8H106L104 4L97 5L96 0H88ZM117 10V9H115ZM75 16V17H74ZM146 33L149 35H152L154 33L153 27L150 25L146 27ZM96 35V36H95ZM144 43H137L136 49L128 54H121L114 55L113 59L116 62L117 67L124 68V70L127 72V75L130 79H133L137 84L144 87V80H150V76H153V68H148L147 66L142 67L141 61H140V53L144 51L145 49ZM167 71H170L171 68H167ZM95 75V74H94ZM83 76V75H82ZM95 77V76H93ZM85 83L90 86L91 88H95V83L88 77L83 76ZM112 82V81H110ZM97 87V86H96ZM147 89V86L145 87ZM99 89V88H98ZM150 91L149 89H147ZM98 91V90H97ZM136 104V101L134 99H131L128 102V105L131 108H134ZM116 110L119 111L125 118H127L129 124L133 126L138 131V125L134 123V121H131L129 116L124 114L122 110H120L118 107H116ZM140 133V132H139ZM23 249H25V252H28L27 247L25 246ZM32 257V256H31Z\"/></svg>",
	"mask_w": 264,
	"mask_h": 264
},
{
	"label": "trees",
	"instance_id": "4",
	"mask_svg": "<svg viewBox=\"0 0 264 264\" xmlns=\"http://www.w3.org/2000/svg\"><path fill=\"white\" fill-rule=\"evenodd\" d=\"M228 13H229L230 16H232L229 10H228Z\"/></svg>",
	"mask_w": 264,
	"mask_h": 264
}]
</instances>
